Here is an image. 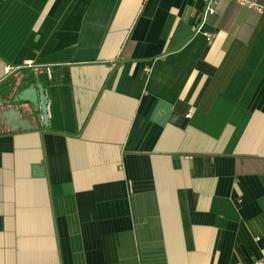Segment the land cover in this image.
<instances>
[{
    "label": "crops",
    "instance_id": "obj_1",
    "mask_svg": "<svg viewBox=\"0 0 264 264\" xmlns=\"http://www.w3.org/2000/svg\"><path fill=\"white\" fill-rule=\"evenodd\" d=\"M201 9L0 0V264H264V12Z\"/></svg>",
    "mask_w": 264,
    "mask_h": 264
},
{
    "label": "water",
    "instance_id": "obj_2",
    "mask_svg": "<svg viewBox=\"0 0 264 264\" xmlns=\"http://www.w3.org/2000/svg\"><path fill=\"white\" fill-rule=\"evenodd\" d=\"M12 102L20 104L19 106H8L7 102L0 99V128L4 125L14 127L19 125L23 129H29L35 126L31 115L28 114V110L31 111L39 109L42 115L43 125H48V100L45 94L44 87L41 84L25 87L10 97ZM38 170V167H35Z\"/></svg>",
    "mask_w": 264,
    "mask_h": 264
},
{
    "label": "built area",
    "instance_id": "obj_3",
    "mask_svg": "<svg viewBox=\"0 0 264 264\" xmlns=\"http://www.w3.org/2000/svg\"><path fill=\"white\" fill-rule=\"evenodd\" d=\"M202 2V9L198 17V22L194 26L195 32H198L203 23L206 21V18L215 13V5L219 0H200ZM242 6L253 9L258 13L264 12V2L257 0H231ZM260 264V263H258Z\"/></svg>",
    "mask_w": 264,
    "mask_h": 264
},
{
    "label": "trees",
    "instance_id": "obj_4",
    "mask_svg": "<svg viewBox=\"0 0 264 264\" xmlns=\"http://www.w3.org/2000/svg\"><path fill=\"white\" fill-rule=\"evenodd\" d=\"M30 75V77L29 78H27V79H29V80H27V81H25L23 84H19V85H17L16 87H15V83L14 82H11V84H9V86L7 87V89L5 90V96L6 97H8V98H10L12 95H13V93H15V92H17V91H19V90H21V89H23V88H25L24 86H26V83H28V82H32V81H34L35 80V78H33V76H32V73L31 74H29ZM28 75V76H29ZM27 76V77H28ZM25 78V77H24ZM46 78V77H45ZM47 80L50 82H52V81H55L56 80V77H54L53 75H52V78L51 79H48L47 78Z\"/></svg>",
    "mask_w": 264,
    "mask_h": 264
}]
</instances>
